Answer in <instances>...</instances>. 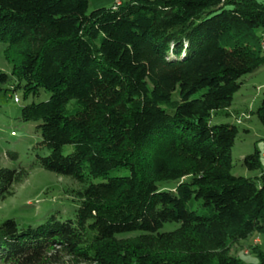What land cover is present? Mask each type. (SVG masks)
<instances>
[{"label": "trees", "instance_id": "trees-1", "mask_svg": "<svg viewBox=\"0 0 264 264\" xmlns=\"http://www.w3.org/2000/svg\"><path fill=\"white\" fill-rule=\"evenodd\" d=\"M88 4L0 0L12 65L0 72V93L14 78L8 91L25 99L49 94L20 110L49 151L34 164L83 186L74 219L50 215L24 229L3 221L0 264H246L233 249L264 234L261 152L242 158L259 176L233 175L238 129L209 120L264 67V47L251 41L264 38V5L129 0L88 14ZM256 115L264 127V97ZM118 169L127 174L109 176ZM27 177L0 167V201ZM168 181L172 190L158 188ZM165 223L179 225L160 232ZM257 247L250 253L264 264Z\"/></svg>", "mask_w": 264, "mask_h": 264}, {"label": "rangeland", "instance_id": "rangeland-1", "mask_svg": "<svg viewBox=\"0 0 264 264\" xmlns=\"http://www.w3.org/2000/svg\"><path fill=\"white\" fill-rule=\"evenodd\" d=\"M129 0H88L87 13L99 8H111L119 3ZM264 5V0H258ZM263 31H257V36H261ZM264 37V36H263ZM264 38H261L263 40ZM254 44L261 47L258 39H251ZM264 42V41H263ZM4 46L0 44V72L11 74L12 65L6 61L3 55ZM264 53V50L262 51ZM242 86L235 93L233 102L227 110L218 111L211 115L209 123L211 125L232 124L238 129V134L232 148V170L235 176H242L249 172L242 165V155H251L256 147L264 152V127L260 123L256 110L264 97V67L254 75H246L242 78ZM16 84L14 78L6 85L5 93H0V167L17 169L23 167L28 170V177L23 182L16 184L12 189V195L0 201V224L6 219L16 222L19 229L35 227L46 221L50 215H56L62 220L74 219L75 212L79 206V198L75 192L82 190L83 186L70 177L57 175L34 164L35 155L46 156L49 153L45 147H40L41 140L39 132L36 131V122H23L20 110L30 102L46 101L49 94L41 89L36 97L23 98L20 90L8 91L10 86ZM199 93L192 95L196 97ZM178 89L171 96L173 101L179 100ZM15 99L18 102L15 103ZM249 117L247 120L246 117ZM248 127L249 134L244 133ZM14 132V135H11ZM255 146V147H254ZM70 151V148H65ZM7 152L17 153L16 159H9ZM264 171V158L259 157ZM124 169L112 170L109 176L126 175ZM245 177V176H242ZM104 178H96L92 182H102ZM176 185L173 181L158 183V188L172 190ZM179 224L165 223L160 232H170L175 230ZM136 235L132 234L131 236ZM262 244L257 248L264 250V234H258ZM245 241H242V244ZM257 244V243H256ZM233 254L246 264H256L258 261L255 253L245 256L242 249H233ZM248 254L250 249H246ZM236 253V254H235Z\"/></svg>", "mask_w": 264, "mask_h": 264}, {"label": "crops", "instance_id": "crops-1", "mask_svg": "<svg viewBox=\"0 0 264 264\" xmlns=\"http://www.w3.org/2000/svg\"><path fill=\"white\" fill-rule=\"evenodd\" d=\"M262 41H264V39L262 40ZM247 118V120H249V117L247 116L246 117ZM247 132H249V129H248V127H246V129L244 130V133H247ZM247 134H249V133H247ZM255 147V146H254ZM254 150H258V151H260L259 149H257L256 147L254 148ZM261 152V151H260ZM243 157L245 156V155H242ZM243 157H241L240 159L242 160V158ZM261 158H264V152H261ZM261 169H262V166H261ZM263 170V169H262ZM244 175H242V176H245V177H248V178H253V177H256V176H259L260 175V171H249V172H246V173H243ZM245 242V244H242V242L239 244V246H237L236 248H234V249H236L235 251H236V253H237V251H238V248H240V249H242V254L243 255H245V256H248V255H250V251H249V254H245V250L247 249V248H250L251 246H259L260 247V245L263 243L262 242V240H261V238L258 236V234L257 233H254V235L252 234V235H250L246 240H244ZM257 243V244H256ZM234 251V250H233ZM235 253V254H236Z\"/></svg>", "mask_w": 264, "mask_h": 264}, {"label": "built area", "instance_id": "built-area-1", "mask_svg": "<svg viewBox=\"0 0 264 264\" xmlns=\"http://www.w3.org/2000/svg\"><path fill=\"white\" fill-rule=\"evenodd\" d=\"M262 43H261V45L264 47V42L263 41H261ZM16 102H18V100L17 99H15V103ZM12 135H14V133H12Z\"/></svg>", "mask_w": 264, "mask_h": 264}, {"label": "bare ground", "instance_id": "bare-ground-1", "mask_svg": "<svg viewBox=\"0 0 264 264\" xmlns=\"http://www.w3.org/2000/svg\"><path fill=\"white\" fill-rule=\"evenodd\" d=\"M245 254H248V252L246 251Z\"/></svg>", "mask_w": 264, "mask_h": 264}]
</instances>
